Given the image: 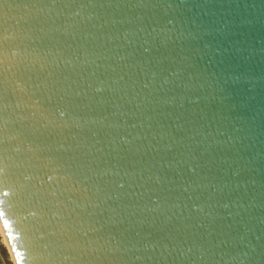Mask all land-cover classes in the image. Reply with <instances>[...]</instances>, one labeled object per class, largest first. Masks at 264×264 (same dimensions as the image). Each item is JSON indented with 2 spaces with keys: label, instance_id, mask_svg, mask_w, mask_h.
Listing matches in <instances>:
<instances>
[{
  "label": "water",
  "instance_id": "1",
  "mask_svg": "<svg viewBox=\"0 0 264 264\" xmlns=\"http://www.w3.org/2000/svg\"><path fill=\"white\" fill-rule=\"evenodd\" d=\"M0 213L16 264H264V0H0Z\"/></svg>",
  "mask_w": 264,
  "mask_h": 264
},
{
  "label": "rangeland",
  "instance_id": "2",
  "mask_svg": "<svg viewBox=\"0 0 264 264\" xmlns=\"http://www.w3.org/2000/svg\"><path fill=\"white\" fill-rule=\"evenodd\" d=\"M0 264H15L8 245L4 242V238L0 229Z\"/></svg>",
  "mask_w": 264,
  "mask_h": 264
},
{
  "label": "bare ground",
  "instance_id": "3",
  "mask_svg": "<svg viewBox=\"0 0 264 264\" xmlns=\"http://www.w3.org/2000/svg\"><path fill=\"white\" fill-rule=\"evenodd\" d=\"M0 229H1V232H2V235H3V238H4V242L8 245L7 238H6V234H5V232H4V229H3L2 225H1V223H0ZM8 247H9V246H8ZM9 250H10V248H9ZM11 254H12V253H11ZM12 257H13V260L15 261L13 255H12ZM15 264H16V262H15Z\"/></svg>",
  "mask_w": 264,
  "mask_h": 264
},
{
  "label": "snow or ice",
  "instance_id": "4",
  "mask_svg": "<svg viewBox=\"0 0 264 264\" xmlns=\"http://www.w3.org/2000/svg\"><path fill=\"white\" fill-rule=\"evenodd\" d=\"M5 195H7V193H5ZM2 215H3V213H0V217H2ZM5 223H7V222L5 221Z\"/></svg>",
  "mask_w": 264,
  "mask_h": 264
}]
</instances>
